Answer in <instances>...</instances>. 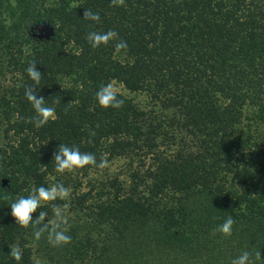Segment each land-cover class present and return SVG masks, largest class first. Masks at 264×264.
I'll use <instances>...</instances> for the list:
<instances>
[{
    "label": "trees",
    "instance_id": "trees-1",
    "mask_svg": "<svg viewBox=\"0 0 264 264\" xmlns=\"http://www.w3.org/2000/svg\"><path fill=\"white\" fill-rule=\"evenodd\" d=\"M110 2L0 0V264H149L153 253L150 264H164L204 252L208 264H231L245 250L264 258V0ZM88 9L99 22L83 19ZM39 22L52 27L49 39L34 36ZM108 30L125 51L87 42L90 31ZM33 61L39 85L26 72ZM112 81L156 109L123 94L122 108H101L96 92ZM28 86L55 109L43 127L31 122ZM60 144L97 164L102 155L126 158L127 181L95 180L80 192L72 174L55 172ZM52 183L72 186L69 200L55 203L80 219L58 248L46 232L36 240L32 227L16 225L9 206ZM39 211L53 216L44 207L33 220ZM228 216L235 222L225 238L216 229Z\"/></svg>",
    "mask_w": 264,
    "mask_h": 264
},
{
    "label": "clouds",
    "instance_id": "clouds-1",
    "mask_svg": "<svg viewBox=\"0 0 264 264\" xmlns=\"http://www.w3.org/2000/svg\"><path fill=\"white\" fill-rule=\"evenodd\" d=\"M113 6H125V0H111ZM83 19L93 22L100 21L99 13H94L91 9L84 10ZM87 42L92 48H99L101 46H108L110 42L116 41L114 49L117 53L127 49V43L119 38V35L114 30L107 32L90 31L86 36ZM36 63L33 61L26 69L27 75L34 85H39L42 75L36 70ZM36 87L28 86L25 88V98L31 104L34 110V117L31 122L39 128L45 126L50 121L54 120L55 109L45 104V99L41 96L38 98L36 94ZM120 87L117 82H108L102 85L96 92L95 98L98 105L103 109H120L123 107L124 100L119 98ZM56 103H60L57 100ZM95 133H92L94 135ZM53 161L55 164V172L58 174H73L78 170L84 169L88 166L105 169L109 167V161L106 155H102L99 163L94 154L81 152L77 146H67L60 144L58 150L54 153ZM71 195V189L65 187L63 183H52L49 187L33 186L29 194L17 198L9 206L11 215L14 218L16 225L22 229L32 227L34 229V238L39 240L46 232L47 240L52 247H63L72 242L71 236L68 234V216L66 209L67 203L59 205L55 203L57 200L67 202ZM8 197L6 196L5 199ZM50 207L53 213L51 219L48 218V213L39 211L38 218L33 220V214L38 209ZM47 218V222L44 221ZM232 216H228L222 225H219L216 231L220 232L225 238L232 235L234 225ZM9 255L17 262L22 259V250L18 245H13L10 249ZM264 264V258L261 256V251L251 253L247 250L242 251L237 257L231 260V264Z\"/></svg>",
    "mask_w": 264,
    "mask_h": 264
},
{
    "label": "rangeland",
    "instance_id": "rangeland-1",
    "mask_svg": "<svg viewBox=\"0 0 264 264\" xmlns=\"http://www.w3.org/2000/svg\"><path fill=\"white\" fill-rule=\"evenodd\" d=\"M5 80H10V78H5ZM8 82V81H7ZM120 87V94H123L129 98H132L134 102H136L142 109L145 110H155L156 107L152 105V103L149 101L147 96L141 93H130L127 92L121 85H118ZM134 160V159H133ZM109 161V167L105 169H100L97 173L93 172H88L87 175L83 176L79 171L76 173H73L72 176L73 178L79 180L81 183L80 187L78 188L80 192H85L87 190V186L89 182L93 181H106L108 179H116L118 182H125L127 181V175H128V160L126 158H113L108 160ZM131 168L133 169L137 166V161L134 160V162L131 164ZM69 185L68 188L71 189L72 192V186ZM66 214L68 216V223H75L79 221L80 219H77V215L69 207L66 209ZM106 231L100 230V236H103ZM142 255L145 253L144 251L141 252ZM207 255H209L207 252H204L198 256L197 259H180V257H177L175 254H171L170 257L168 256V260H161L160 263L163 261L164 264H208L207 262ZM147 256V255H145ZM149 256V255H148ZM150 259H148L147 263H151L152 260H157L158 255L157 253H153L152 255L149 256ZM150 261V262H149ZM94 259L89 263V264H97L98 260H96L94 263ZM173 262V263H171ZM33 264H54V263H49L46 258L43 259H38L34 258V263ZM77 264V262H75ZM159 264V263H157Z\"/></svg>",
    "mask_w": 264,
    "mask_h": 264
},
{
    "label": "water",
    "instance_id": "water-1",
    "mask_svg": "<svg viewBox=\"0 0 264 264\" xmlns=\"http://www.w3.org/2000/svg\"><path fill=\"white\" fill-rule=\"evenodd\" d=\"M32 29L36 32L34 36L38 39L47 40L53 35L52 27L45 22L34 24Z\"/></svg>",
    "mask_w": 264,
    "mask_h": 264
}]
</instances>
